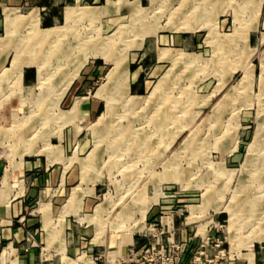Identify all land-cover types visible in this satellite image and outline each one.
<instances>
[{
	"label": "rangeland",
	"instance_id": "obj_1",
	"mask_svg": "<svg viewBox=\"0 0 264 264\" xmlns=\"http://www.w3.org/2000/svg\"><path fill=\"white\" fill-rule=\"evenodd\" d=\"M19 1L0 0V182L45 156L26 181L62 190L28 201L0 264H264V0ZM75 79L96 114L70 111Z\"/></svg>",
	"mask_w": 264,
	"mask_h": 264
},
{
	"label": "crops",
	"instance_id": "obj_2",
	"mask_svg": "<svg viewBox=\"0 0 264 264\" xmlns=\"http://www.w3.org/2000/svg\"><path fill=\"white\" fill-rule=\"evenodd\" d=\"M9 2H11L13 6H19L21 1L9 0ZM40 13L41 11L39 9H36V11L35 9H33L31 11V14H34L36 16L38 14L40 16ZM55 25H58V23H56ZM40 29L46 31V29H43L42 24ZM2 65V62H0V69L3 68ZM37 79L38 71L34 72L31 68H25L22 70L20 80L21 82L25 84H31ZM80 84V82H76V79L72 82V84L69 86V88L64 94L65 102H67L68 105L72 104L70 111H81L85 115L91 113L96 114L97 111L100 109L101 105L99 102L90 100L87 97L75 98L76 91L79 89ZM139 87L140 86L137 85V82L134 81L130 89L134 93ZM62 99H60L59 103H61ZM103 100L101 101L103 102ZM47 159L49 158L41 156V158L36 161H26V159L21 160L18 164V169L14 170L11 175L16 177L14 178L15 181H13L14 179H12V184H9L10 178L9 180L8 177L1 178L0 193L1 191H3L4 197L1 196L3 200L0 199V202L2 200V202L0 203V238L4 239L7 235L9 238L16 239L21 238V236L24 235V230L21 227V222L25 219L23 214L25 213L27 203L31 198H33L34 200L36 198L39 202L42 203L46 200H51L52 197V200L55 201L58 194H61L62 186L55 181V171L49 172L53 181L45 187H42V185L39 184L41 182V177H39V182L29 183L26 181V176L28 175V173H33L37 171L38 173L41 172V176H45L49 169V161ZM1 175L2 173L0 169V177ZM50 176L48 175V177ZM29 222L30 220H27V223ZM250 255L251 257L255 256L254 254ZM242 256V258H238L237 264H249V253L242 254Z\"/></svg>",
	"mask_w": 264,
	"mask_h": 264
},
{
	"label": "bare ground",
	"instance_id": "obj_3",
	"mask_svg": "<svg viewBox=\"0 0 264 264\" xmlns=\"http://www.w3.org/2000/svg\"><path fill=\"white\" fill-rule=\"evenodd\" d=\"M1 42H3V40H0V43H1ZM0 45H1V44H0ZM38 68H39V67H38ZM39 69H40V68H39ZM40 72H41V71H40ZM45 72H46V71H45ZM42 74H44V73H42ZM43 77H45V76H43ZM43 77H42V78H43ZM108 106H109V108H107V109H108V111H109L111 108H110V105H109V104L107 105V107H108ZM107 114H108V113H107Z\"/></svg>",
	"mask_w": 264,
	"mask_h": 264
}]
</instances>
